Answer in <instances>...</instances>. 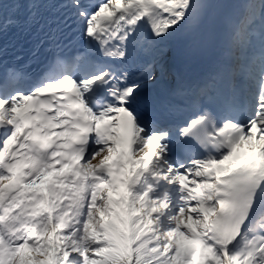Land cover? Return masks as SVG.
Returning a JSON list of instances; mask_svg holds the SVG:
<instances>
[{
  "label": "snow or ice",
  "instance_id": "obj_1",
  "mask_svg": "<svg viewBox=\"0 0 264 264\" xmlns=\"http://www.w3.org/2000/svg\"><path fill=\"white\" fill-rule=\"evenodd\" d=\"M209 7L0 0V42L43 56L0 43V264H264V0Z\"/></svg>",
  "mask_w": 264,
  "mask_h": 264
},
{
  "label": "bare ground",
  "instance_id": "obj_2",
  "mask_svg": "<svg viewBox=\"0 0 264 264\" xmlns=\"http://www.w3.org/2000/svg\"><path fill=\"white\" fill-rule=\"evenodd\" d=\"M184 50L182 49V47L180 45H178L177 43H174V44H171L169 46V51L168 52H171L172 54L169 55V62H172L171 59H173L177 54L179 53H182ZM174 54H176L174 56Z\"/></svg>",
  "mask_w": 264,
  "mask_h": 264
}]
</instances>
